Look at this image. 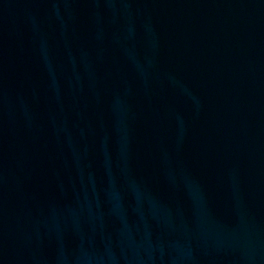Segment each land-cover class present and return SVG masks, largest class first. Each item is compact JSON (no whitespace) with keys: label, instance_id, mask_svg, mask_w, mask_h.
<instances>
[{"label":"water","instance_id":"95a60500","mask_svg":"<svg viewBox=\"0 0 264 264\" xmlns=\"http://www.w3.org/2000/svg\"><path fill=\"white\" fill-rule=\"evenodd\" d=\"M0 264H264V0H0Z\"/></svg>","mask_w":264,"mask_h":264}]
</instances>
